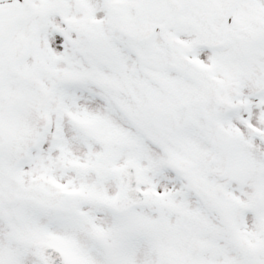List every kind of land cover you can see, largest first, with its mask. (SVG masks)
Masks as SVG:
<instances>
[{"label":"snow or ice","instance_id":"6c2138e0","mask_svg":"<svg viewBox=\"0 0 264 264\" xmlns=\"http://www.w3.org/2000/svg\"><path fill=\"white\" fill-rule=\"evenodd\" d=\"M0 264H264V0H0Z\"/></svg>","mask_w":264,"mask_h":264}]
</instances>
